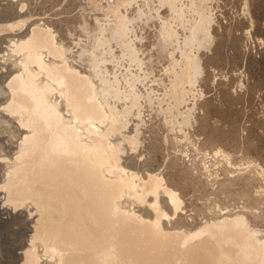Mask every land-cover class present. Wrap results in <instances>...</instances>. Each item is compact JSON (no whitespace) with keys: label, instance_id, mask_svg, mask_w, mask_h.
I'll list each match as a JSON object with an SVG mask.
<instances>
[{"label":"bare ground","instance_id":"obj_1","mask_svg":"<svg viewBox=\"0 0 264 264\" xmlns=\"http://www.w3.org/2000/svg\"><path fill=\"white\" fill-rule=\"evenodd\" d=\"M0 264H264V0H0Z\"/></svg>","mask_w":264,"mask_h":264},{"label":"snow or ice","instance_id":"obj_2","mask_svg":"<svg viewBox=\"0 0 264 264\" xmlns=\"http://www.w3.org/2000/svg\"><path fill=\"white\" fill-rule=\"evenodd\" d=\"M25 139L27 140V139H28V137H25Z\"/></svg>","mask_w":264,"mask_h":264}]
</instances>
